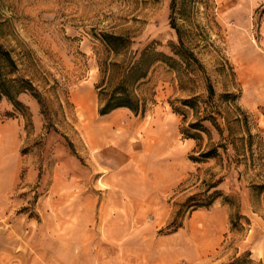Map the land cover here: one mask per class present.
Returning <instances> with one entry per match:
<instances>
[{
	"label": "rangeland",
	"instance_id": "374dc122",
	"mask_svg": "<svg viewBox=\"0 0 264 264\" xmlns=\"http://www.w3.org/2000/svg\"><path fill=\"white\" fill-rule=\"evenodd\" d=\"M170 1L0 0V43L11 51L17 65L15 75L29 80L41 97L39 103L28 93L19 95L27 106L26 115L0 98V161L2 155L7 157V162L0 163L8 167L4 170L12 166L20 187H26L24 193L12 197L14 213L33 216V203L40 192L37 182L52 174L56 162L73 156L80 164L77 170L87 173L86 158L78 157L74 149L75 117L83 121L84 111L74 101L77 87L87 84L98 100L103 99L118 82L121 66L134 50L153 44L172 55L170 43L177 45L179 35L200 64L190 62L184 68L173 62L172 68L155 62L147 77L134 87V94L145 101L146 114L171 103L176 114L183 115L179 129L210 114L222 132L209 120H202L209 133H200L187 158L221 145L219 156L192 170V180L197 181L199 174L202 180L190 195L174 203L175 213L181 208L176 221L182 225L184 218L195 222L205 218L209 237L216 234L217 221H221V242L208 253L207 264H227L236 258H243L240 264H264L263 138L237 104L242 87L232 64V38L242 34L252 40L264 31V0H174L172 11ZM170 15L178 34L169 25ZM104 31L123 35L132 43L115 55L99 39ZM208 83L213 87L211 96ZM229 94L234 98L225 97ZM190 96L197 98L195 107L182 106L180 99ZM88 106L85 110L94 113L97 121L99 101L94 98ZM138 119L141 122L142 117ZM25 179L30 184H23ZM213 183L216 185L207 194L219 190L228 200L218 197L209 207L195 209L180 206ZM27 195L29 200L23 206ZM198 209L203 210L192 213Z\"/></svg>",
	"mask_w": 264,
	"mask_h": 264
},
{
	"label": "crops",
	"instance_id": "0c3cea01",
	"mask_svg": "<svg viewBox=\"0 0 264 264\" xmlns=\"http://www.w3.org/2000/svg\"><path fill=\"white\" fill-rule=\"evenodd\" d=\"M240 35L232 38V64L242 87L237 104L248 123L255 122L264 150V31L252 40ZM94 98L103 103L87 84L74 91L84 108L83 121L75 112L74 149L86 158L87 173L77 170L73 156L56 162L52 174L37 182L33 216L15 215L12 197L26 187L12 166L4 170L0 163V264H207L221 242V221L213 237L205 218H184L177 230L162 234L175 217L174 203L202 180L200 174L192 180V170L206 163L187 158L196 139L182 136L183 115L167 102L151 114L116 108L96 121L85 110Z\"/></svg>",
	"mask_w": 264,
	"mask_h": 264
},
{
	"label": "trees",
	"instance_id": "16d2710c",
	"mask_svg": "<svg viewBox=\"0 0 264 264\" xmlns=\"http://www.w3.org/2000/svg\"><path fill=\"white\" fill-rule=\"evenodd\" d=\"M173 1L174 0L170 1L171 11L173 10ZM169 25L171 28L175 29L178 34V28L171 15L169 18ZM99 39L105 47L115 55L128 48L132 43L129 38L123 35H117L105 31L100 33ZM170 51L172 55L156 49L153 44H146L141 49L134 50L129 60L121 66V74L118 82L114 85L106 97L103 99L101 98L103 103L98 108L99 115H105L116 108H126L135 115H143L146 111V103L134 94V87L147 77L150 67L155 62L161 61L170 65V67H172L173 65L171 64L175 62L179 63L184 68L189 66L190 62L200 64L196 55L184 47L179 35L177 45L170 43ZM175 56L178 59H175ZM112 64L114 65L117 63ZM16 71L17 65L11 51L0 43V98H5L13 106L15 111L26 115L27 106L19 99V95L21 93H28L39 103H41V97L29 80L22 76L15 75ZM207 91L210 96L213 94V87L209 83L207 84ZM100 93L102 92L100 91ZM225 97L234 98V95L229 94ZM196 101L197 98L195 96L180 99L182 106L191 108L195 107ZM169 104L172 106L171 103ZM171 108L173 112L177 113L175 108ZM202 120H209L219 133L222 132L219 123L213 115L206 114ZM202 120H196L188 123L187 126H182L180 128V132L183 137L198 139L200 138V132L208 134L209 130L202 123ZM218 146L220 147L221 145L213 146L205 151H201L197 156L189 155L188 158L193 162H200L209 158L218 157ZM215 185V183L208 185L205 192L199 194V196L197 194L187 197L180 206L185 209H195L198 207H209L214 199L218 197H224L225 200H228L227 196H224L219 190H214L207 194L210 187H214ZM180 209L176 212V218L174 217L170 224L166 227V230L164 231L165 233L173 232L181 226V222L176 221L180 213ZM242 261L243 258H236L227 264H240Z\"/></svg>",
	"mask_w": 264,
	"mask_h": 264
}]
</instances>
